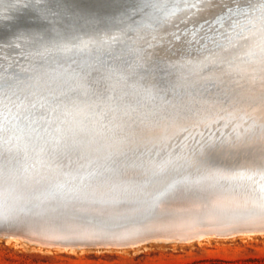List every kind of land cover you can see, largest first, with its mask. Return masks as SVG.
Masks as SVG:
<instances>
[{
  "label": "water",
  "instance_id": "1",
  "mask_svg": "<svg viewBox=\"0 0 264 264\" xmlns=\"http://www.w3.org/2000/svg\"><path fill=\"white\" fill-rule=\"evenodd\" d=\"M50 7L59 15L46 20L36 0H0V81L11 85L7 100L0 104V236L15 232L38 238L41 230L58 246L135 245L158 239L154 230L162 226L152 223L177 210L172 194L199 200L198 217L213 206L214 224L264 215V182L250 184L247 171L254 170L251 175L261 179L264 168L253 163L247 166L253 169L234 170L231 175L212 161L159 166L162 172L168 169L160 179L156 168H148L152 178L144 188L123 172L101 178L83 157L88 153L75 150L74 137L109 142L88 130L97 127L102 135H109L112 126L107 125L116 120L112 114L124 113L130 101L135 102L131 109L143 113L142 106L156 108V101L178 100L176 92L184 94L187 108L193 103L206 105L223 93L216 84L229 72L224 65L262 52L264 42L260 48L254 45L264 39V0H51ZM143 28L150 33L159 28L168 31L139 40L134 33ZM250 31L256 36L246 42L240 35ZM188 32L189 39L174 46ZM158 36L163 39L150 44ZM90 41L93 50L87 45ZM165 69L170 73L163 74ZM49 76L55 85H46ZM91 95L100 100L94 108L78 106L82 102L74 106L70 100L72 96L83 101ZM184 114L188 113L179 111L177 116ZM223 119L211 115L207 131L216 125L222 128ZM25 151L32 154L26 156ZM36 157L48 164L37 163ZM47 157H58L54 163L60 165H50ZM77 165L87 169L79 178ZM130 183L140 188L124 196L103 194L114 188L128 190ZM234 190H242V202L214 203L220 191L233 194ZM51 191L53 198L45 194ZM161 203L169 210L160 209ZM241 228L232 230H264V221L261 226L243 223Z\"/></svg>",
  "mask_w": 264,
  "mask_h": 264
},
{
  "label": "bare ground",
  "instance_id": "2",
  "mask_svg": "<svg viewBox=\"0 0 264 264\" xmlns=\"http://www.w3.org/2000/svg\"><path fill=\"white\" fill-rule=\"evenodd\" d=\"M220 10H221V8H220ZM247 28H249V26ZM166 31H168V30H166L164 28H159L157 30H154V32L150 33L148 31L144 32V28H143L141 30H137L134 33V36H136L137 39H139V40H144V39H149L150 37H153L154 35H156L160 32L164 33ZM255 31H257V30H255ZM255 34L256 33L254 31H250V32L243 33L242 35H240V37L244 36V41L247 39L246 42H250L256 36ZM178 35L181 36V33L178 32ZM190 36L191 35L189 34V32L185 33L181 37L180 41H176L174 43L175 44L174 46L179 45L183 39H189ZM245 37H247V38H245ZM261 38H264V35ZM161 39H163V38H161V36L155 37L153 42H150V44H155V42H157ZM137 41L135 42L136 44H138ZM262 42H264V39L263 40L257 39L256 44L254 45L255 49L260 48L262 45ZM91 43L92 42L90 41V43L88 42L87 45L89 46V48L91 50H93L94 48L91 47ZM159 47H161V46H159ZM261 51L264 52V45L261 47ZM262 52H260V53L258 52L255 54L253 52H251L249 54V56H247V57L245 56L244 59L243 58H240V59L235 58L233 60L231 59L232 61L228 62V64H225L224 66L226 68L228 67L229 72H225L226 77L224 76L225 78L222 79V81H221L222 83L216 84V85H218L219 89L223 90V93H220V95L224 96L225 98L220 99V95H217V96L213 97L211 99V101H209V103H207L206 105H198V103H193L189 108H187L186 106H184V108L179 107V109H184V110L188 109L189 111L193 109V112L191 114H189L188 116L182 115L183 118H180V116L177 118L174 115L175 112L173 114V111H174L173 110L172 113L171 112L170 113H171V115L173 114L174 117H172L171 115H168V117H166L165 113L167 112V114H168V111H166V112L163 111L164 108L162 107L163 109L159 110L160 113H158V111H156V113H158V114H156V116L161 114V115H159V116H161V119H160V117L157 116L159 119L156 117L157 120L154 123L153 119L155 120V118L151 119V117H155V115L151 116L152 115L151 111L153 109L147 108V106H142V108L146 109L145 112H149V113H147V115L151 114L150 119L153 122L150 121V119L148 117L149 115L147 116L146 113H145V115L148 118H145V121H146V119H148L150 121V123L152 122V124H154L153 127L145 130L146 131L145 134H147L149 136L151 134L153 136L154 135L153 133H158V134L163 133V132L168 133V130L173 128L170 133L172 134L173 133L172 131H174V129H175V131L176 130L179 131L181 129L182 134H183L182 138H184V136L188 135L189 133H196V132L198 133V134L197 133L196 134L199 135V137H201V134H203V132H204L202 127L207 126V124H205V123L209 119H211V115L216 116L217 114L220 115V117L224 118L223 120H225V123H222V124L223 125L225 124L226 126L228 124L227 123L228 120L226 121V119L230 118L232 115L242 117L241 121L242 120L245 121L248 118L246 120V122L242 121L245 124L240 122L242 124L241 126L244 125V127L241 128L240 124L236 125L234 122L233 123L236 126L235 127L231 126V127L236 128L239 125L240 128L243 129V131H246V133H248L250 135H245V136L239 135L238 132H237V134L233 133L234 135L233 134L231 135V133L229 131L231 127L228 129L226 127V129H225V126H224V130H226V132L224 131L225 134L227 133V135L230 134L231 136L228 135L226 137L224 136V138H223V136L222 137L219 136L220 133L219 134L215 133L216 135L214 136L212 134L213 131L211 130L212 132L209 134V136H211V138L213 137L212 138L213 141H215L216 139L221 141V143L213 144V145L209 144V141L207 143L206 140H208V138L206 139V137H204V136L203 137L205 139H202L203 137H201L200 140L197 141V142H199V144H198L197 142H195L196 140L194 141V139L196 137L197 138H199V137L194 135L195 138L192 140V141H194V142H192V144L196 143L198 145H194V147H193V145L189 142L191 144V146H190L191 148H189V145L186 146V144H185L186 147H184L183 143H182L183 146L180 144H177V145H180L182 147V149L184 147L185 148L184 150L187 152L180 155V157H176L177 156V155H175L176 152H173V153L171 152L170 154L167 153L168 154L167 158H165L166 154L162 153L161 156L158 157L161 160L159 163L150 162V161L146 163V159L148 158V157L146 158V156L150 152V146L152 143L149 144L144 139L135 140V139H129V138L125 139L124 143H123V140H122L123 138H122V139H119V141L122 140V143H123V144H121V148L120 149L117 147L115 148L117 153H121L122 157H128V154H130L128 152V150L130 149L131 152H134V156H135L132 159L126 158L124 161L122 160L123 163H120V161L118 160L117 163H120V165L123 164V167L125 168L123 171H120V172L124 173V174L122 173V175H124L125 178H130L131 176H134V177H132V178H135L134 181L137 182L138 184H144V188H146V187H148L147 182L149 181V178H152L150 176L149 172L147 171V169L149 167L156 168L155 172L158 173L157 174L154 172L157 175L156 179H160L162 177V176H160V174L163 175L164 172L168 170L167 168H165L164 171L162 172V171H160L159 166L169 167L170 165L174 166L177 164L186 166V164H188L187 162H193L191 164H196V166H199V164H201V163L209 164L212 161L213 164H216L218 167L225 169V173L227 175H231L234 170H236L238 172H243L242 169H244V168L253 169L252 166L250 168L247 167V166H250L252 163H253V166L255 168L256 167L264 168V55ZM158 62H161V60ZM165 67L169 68V65H166ZM180 67H182V65H180ZM166 73H170V71L168 69H165L163 71V74H166ZM229 75H231V77H229ZM46 82H47L46 85H51V86L55 85L50 76L47 78ZM51 89H56V88L51 87ZM64 94L66 95V93H64ZM179 95H180V98L178 99V101L176 99V101L178 103L181 102V104L183 103L181 105V106H183L186 103V102H184L185 101L184 94L181 96L180 92H178V93L176 92L175 96H179ZM85 96H87V95H85ZM70 98H71L70 100H72V103L74 104V106L77 105L78 102H82L78 106H86V108H84V109L91 108L92 105L95 106V105H98L100 103V100L95 99L96 97L93 95L87 97L83 101H81V98H74L72 96ZM163 99H164V97H161L159 100L163 101ZM110 100H112V99H110ZM112 101L116 102L117 100L113 99ZM141 101H145V98L142 97ZM150 102H153V101H150ZM201 102L205 104L204 99H202ZM130 103H131V101L125 105V107H127L128 109L124 113L119 114L120 118H124V115L125 116L127 115L129 117V119L134 117L133 115L136 114L134 112L135 109H131V108H132V105L135 104V102L132 105ZM141 103L142 102L137 103V106H139ZM168 103L169 102H166V103L162 102L160 104L166 105ZM174 103H175V101H174ZM174 103H172L174 107L179 106V104L174 105ZM156 104H158L160 106L159 102ZM158 105H157V107H158ZM53 108L55 109L54 106H53ZM92 108H94V107H92ZM168 108H169V106H168ZM160 109H161V106H160ZM170 109H172V107ZM155 110H156V108H155ZM188 110H186V111H188ZM121 111L122 110L118 111L117 113H119ZM186 111H184V112H186ZM115 114H116V112H115ZM184 117H186V119ZM204 118H206V120H204L205 122L203 121ZM129 119H127V120H129ZM148 120L146 121L147 123H148ZM59 121H61V120H58V123H59ZM106 121L109 122L108 119ZM123 121H124V119H122V122ZM125 121H126V119H125ZM214 121H216V120H214ZM232 121H231V123H232ZM122 122H119L118 124L120 125V123L122 124ZM235 122L237 123V120ZM112 123H113V121H112ZM150 123H148L149 126L152 125V124L150 125ZM188 123H190V125H188ZM216 123H217V121H216ZM113 124H116V122ZM123 125H124V122H123ZM145 125H146V123H145ZM137 126H138V124L136 125V127ZM140 126H141V124H140ZM121 127H122V125H121ZM216 127L219 129L218 125H216L215 128ZM84 128L89 129L88 126L84 127ZM141 128H143V127H141ZM199 128H202V129L199 130ZM240 128L238 129V131L240 130ZM132 129H133V127H132ZM140 129L136 132L139 133ZM204 129H206V128H204ZM216 129H213V130H216ZM234 130L232 129V131H234ZM88 131L92 132L93 134L96 132L97 135L99 133V131L95 130L94 127H92ZM219 131L221 132V130H219ZM241 131L242 130H240V132ZM207 132H210V131H207ZM222 132H223V130H222ZM132 133H134V132H132ZM165 133H163L164 137L166 136ZM235 133H236V131H235ZM206 134H208V133H206ZM222 134H224V133H222ZM113 135L104 136L101 134L100 137L101 138L104 137V138H108V139H116L117 136L115 138V135L114 136ZM175 135H178V134H175ZM206 136L208 137V135H206ZM74 137L77 139V142L78 143L81 142L83 146L86 145L88 147L90 144H92V145L97 146L101 150L106 149L105 146H103L101 143L98 142V140L83 139V138H81V136L79 134H74ZM159 137H160V135H159ZM176 137L177 136H175L174 138L172 137V138L175 139ZM94 138H96V137H94ZM160 139H161V137H160ZM187 139H188V136L186 137V141H187ZM162 140H163V138H162ZM162 140H159V141H162ZM176 141L178 142V139ZM189 141H191V139ZM172 142H173V140H172ZM180 142H182V141H180ZM107 143H109V142H107ZM213 143H217V141L213 142ZM160 144H165L168 146L167 142L165 143L162 141ZM173 146H174V144H173ZM173 146H172V148H173ZM110 147H112V146H110ZM176 147L178 148V146H176ZM170 148H171V146H170ZM73 149L74 148H72V150ZM165 149H168V148H165ZM75 150L76 151H84V150L90 151L89 149H87V148L85 149V147H82V146L78 147V149H75ZM92 150L94 151L93 148H92ZM93 151H90L93 154V156H92L93 160H91L93 162V164H92V162L90 164L92 165V167L94 166V169L96 168L95 171L98 172V170H100V169L95 165V163H96L95 160L97 159L96 155L98 153H93ZM106 151H104V153H106ZM38 153L39 152H36L35 154H38ZM104 153H102V151L99 152V154H101V158L104 156ZM29 154H32V153L25 151L26 156H28ZM112 155L114 157V154H112ZM33 156H35V155H33ZM105 156H106V154H105ZM109 156L110 155L106 156V158H104V160L107 159ZM50 157H52V156H50ZM95 157H96V159H95ZM48 159H49V162H51V163H49L50 165L53 164L54 167H57L58 165H60L58 163H54L56 161V159L58 160V157H54L53 160L51 158H48ZM102 159H100L101 162L103 161ZM100 160H99V162H100ZM35 161H37V163L42 164V165L48 164L45 158L43 159V158L36 157ZM86 162H89V161H86ZM111 162H113V164H112V166H113L114 161H111ZM109 164L111 165V163H109ZM108 165H106V167H105L107 170L109 168ZM103 166L104 165H101V167H103ZM117 167H119V166H117ZM120 167H122V166H120ZM114 168H115V165H114ZM114 168H112L113 171L117 169V168H115V169ZM211 169L212 168L209 166V170H211ZM109 170H111V169L109 168ZM86 171H87V169L86 168L83 169V167L81 169L80 168L78 169V165H77V168L75 171L76 173H79L77 178L84 175ZM247 171L249 172L248 176H250V178H251L250 184H254V182H255V184L259 185L262 182H264V175H261V179H260V176H258V175H251L253 173H250V172L254 171V170H247ZM97 172H96V175H97ZM102 172H104V171H102ZM114 172H116V171H114ZM111 173H109V172L106 173V171H105V174H100L99 176L101 178L102 177L108 178L109 176H111ZM117 174H118V172H117ZM242 174H240L239 176H241ZM101 178H99V179H101ZM99 179L97 181H99ZM134 181H133V183H134ZM87 182L91 183L92 179L90 181H86L85 184ZM132 185L133 184L130 183L128 190L125 189V191H124V189L114 188L110 192H107V193L102 192V193L105 195H113V194L117 195L118 194V195L124 196V195L128 194L129 192L135 193L140 188L139 186L133 187ZM109 187H111V186H109ZM126 191L128 193L124 194ZM45 194H47L51 198H53L55 195V193H52V191L45 193ZM241 195H242V190L241 191L240 190L239 191L234 190L233 194H228L226 192L220 191L219 195L213 197V199H214V203H221V204L230 203L231 205L232 204L234 205L236 203H239V201H241V202L243 201L240 197ZM49 197H47V198L49 199ZM171 197H172L171 200L174 199V201H172V202L174 203V206L176 207L177 210L174 213H172L171 211H168L169 209L166 205H163L164 203H161L159 205L160 209H162L164 211H168V212L165 215V218H160L159 221L152 223L155 225L154 227L162 226V227H159V229L154 230L156 237L158 238V239H154V240L162 239L165 241H171V240H173V241H194L195 238L200 239V238H203L204 236H206V238H207V237H211V236H231V235H236V234L264 233V230H258V231L257 230H250V231L242 230L241 232H233L234 230H232V228L242 229L241 226L243 223H252L256 226H261L262 222L264 221V215L263 216L260 215L256 219H252V220H246L245 219L242 221L238 220V221L229 222V223L227 222V223L214 224L213 221H211V220L216 218V212H214L213 206H209L206 209V212L205 213L203 212L200 215V217H201L200 218L197 215L199 213V207L201 205V202L199 200L189 198L188 195L183 196L180 194L177 196L172 194ZM38 225L40 226L39 227V229H40L42 227V225L41 224H38ZM85 228L87 229L88 226L87 227L85 226ZM90 228L101 231L100 229H98L97 227H94V226H92ZM229 228H231L230 231L227 230ZM158 230H168L170 232H161L160 233ZM40 231L38 232L39 233L38 235H40V237H38V238H33V236H30L28 233L20 234V233H15V232H10L9 237L10 238H22L24 240H28L31 242H37L39 244L55 245V244H51L47 240L46 237H50V235L47 236L44 234V232H40ZM127 231L128 230L125 229L124 233H126V235H128V236L131 235V233L127 232ZM224 233H227V234H224ZM56 246H58V245H56ZM64 246L68 247V248L78 247L74 242H71L70 244L67 243ZM107 246H112V245H107Z\"/></svg>",
  "mask_w": 264,
  "mask_h": 264
},
{
  "label": "rangeland",
  "instance_id": "3",
  "mask_svg": "<svg viewBox=\"0 0 264 264\" xmlns=\"http://www.w3.org/2000/svg\"><path fill=\"white\" fill-rule=\"evenodd\" d=\"M177 101H175V103L171 102V103H168L166 105L162 104L163 106L158 101L160 106H161V109H160V106L158 104H156V110H155V108L147 107V108L153 109L151 111L152 115L148 114L149 116L147 115V113H149V112H145L146 109L143 110V113H140L137 110H136L137 112L134 111L136 114L133 115L134 117H132L130 119L127 115L126 116L124 115V118H120L119 114H121L123 112H119V113L116 112V114L114 112L112 115L115 118L117 117L116 118L117 120L115 121L116 124H113L115 122L113 121V123H112V121H111V123L109 122L107 127L109 128L110 126H112V131L109 135L114 134L115 138H116V136H117V138L116 139L106 138L107 140H109V143L99 142L103 146H105V148H106L105 150L104 149L101 150L100 148H98L97 146L92 145V144H90L88 147L86 145L83 146L80 141H79L80 143H76L77 144L76 149H78V147L82 146V147H85V149L87 148L90 151H93L92 150V148H93L94 149L93 153H98V154L101 151H102V153H104V151L107 150L106 153H104V156L102 157L103 159L101 158V154H99V155L97 154L99 157L96 155L98 160L95 157V159H96V160L94 159L96 161L95 165L97 167H99L100 170H98V171H99V173L101 172V174L102 173L105 174V171H106V173L112 172L111 175L113 173L117 174V172L119 174V173H121L120 170L125 169L123 167V164L120 165V163H123V161L126 158L132 159L135 157L134 152H131L130 149L128 150V152L130 153V154H128V157H122V154L117 153V151L115 149L116 147L120 149L121 144H123L124 140L127 138L135 139V140L144 139L147 143H149V144L152 143L150 146V152L146 156V158L148 157L146 159V163L149 161L159 163L161 160L158 157L161 156L162 153L166 154L165 158H167L168 154H170L171 152L172 153L176 152V154H175V155H177L176 157H180V155L187 152L184 150L185 149L184 147L189 145V148H191L190 146H191L192 142H194L195 140H196L195 142L199 141L200 138L203 136L206 137V139L208 138V140H206L207 143L209 141V144H212V145L213 144H219V143H221V141H219L217 139L215 141H213V139H212L213 137L211 138V136H209V134L212 131H213L212 134L214 136L216 134L220 133L219 136L220 137L223 136V138H224V136L226 137V136L230 135V134L227 135V133L225 134L226 130H224V126H225V129H226V127H227V129L230 128L231 126L235 127L237 124H240V126H241L242 125L241 123L245 124L244 122H246V120H247V119L245 121L242 120L244 122L237 121V123H236L235 122L236 119L235 120L231 119V118L226 119V121L228 120L227 121L228 124L226 123L227 126L225 124L224 125L222 124V123H225V120H222V122L220 124H222L223 128L219 127V129H218L216 127L217 128L216 129L214 127L216 130H212V131L209 130L210 132H207V130H208L207 126H204L202 128L204 130L203 134L204 133L205 134L204 135L201 134V137H199V135H197L198 133L196 132L197 134L196 133H189L188 135H185L184 136L185 139H184V138H182L183 134H182L181 129H180L181 131L180 130L175 131V129H174V131H172L173 132L172 134L170 133L171 131L168 133L163 132L166 134L165 137L163 136L164 135L163 133H160V134L153 133L154 134L153 136H152V134L150 136L145 134L146 129L153 127V125H154V124H152L153 121L155 123V121L157 120L158 117H160V119H161V116H159L161 114L157 115L158 117L156 116V114L160 113L159 110H162L164 108L163 111H165V112L168 111V115H171L172 111L174 110L173 114L175 112L174 115L177 118L179 117V116H176L179 113V110H180V112L188 110V109H185V110L179 109V107L184 108V106H181L183 103L181 104V102L178 103ZM158 102L156 101V103H158ZM172 103H174V105L179 104V106L174 107ZM157 105L159 108L157 107ZM168 106H169V108H168ZM171 107H172V109H170ZM156 111H158V113H156ZM190 111L189 110L186 111V112H188V114H184V116H188L191 113ZM145 113L149 117V119H150V115L151 116L155 115V117H151V119L155 118V120L153 119V121L150 119V121H152L151 123L148 119H146V121L148 120V123H150V125L152 124L151 126H149V124L145 121V118H148L145 115ZM165 114H167V112ZM173 114L171 115L172 117H174ZM180 118H183V117L180 116ZM184 118L186 119V117H184ZM122 119H124V121H123L124 125H123ZM125 119H126V121H125ZM127 119H129V120H127ZM230 120L231 121L233 120L232 123ZM216 121H214L212 123H216ZM119 122H122V124L120 123V125H119L118 124ZM233 122L236 125H234ZM145 123H146V125H145ZM137 124H138V126L136 127ZM140 124H141V126H140ZM205 124H207V123H205ZM121 125L123 128L121 127ZM188 125H190V123H188ZM240 126L238 128L237 127L236 128L231 127L229 130L231 135L233 133L237 134V132L243 133V129H241V128L244 127V125L241 126V128H240ZM132 127H133V129H132ZM139 127L140 128L143 127V128L140 129ZM94 128H95V130L99 131V133H98L99 136L96 134V132L94 133L95 135H93V136H98L100 138V135L102 134V132H100V130H98L97 127H94ZM202 128H199V130ZM204 128H206V129H204ZM239 128H240V130H242L241 132H240V130L238 131ZM139 129H140L139 133L136 132ZM232 129L233 130L235 129V130L232 131ZM219 130H221V132ZM222 130H223V132H222ZM131 131L134 133H132ZM235 131H236V133H235ZM206 133H208V134H206ZM222 133H224V134H222ZM175 134H178V135H175ZM159 135H160L161 139H160ZM174 135L177 136L175 139L176 140L178 139V142L175 139H173L175 137ZM194 135L198 136L199 138H197V137L195 138ZM206 135H208V137ZM187 136H188V139L186 141ZM204 137L202 139H205ZM162 138H163V140H162ZM119 139H122L123 143H122V140H120L121 141L120 142ZM190 139H191V141H189ZM193 139H194V141H192ZM159 140H162L165 143L167 142L168 146L170 145L171 148H170V146L168 147L165 144H160L162 141H159ZM172 140H173V142H172ZM180 141H182V142H180ZM212 141L213 142L217 141V143H213ZM171 142L174 144V146ZM182 143L184 144L183 149L180 146V145H182ZM197 143L199 144V142H197ZM177 144H180V145H177ZM185 144H186V146H185ZM198 144L193 143L192 145L194 147V145H198ZM110 146H112V147H110ZM172 146H173V148H172ZM176 146H178V148ZM71 148H73V147H71ZM165 148H168V149H165ZM90 151H85L88 153V155L87 154L84 155V158H86L87 161H89V163H91L92 162L91 160H93L92 159L93 154ZM105 154H106V156L110 155L109 156L110 158L108 157L107 159H105L106 161L104 160V158H106ZM112 154H114V157ZM100 159H102L103 161L101 162ZM99 160H100V162H99ZM118 160L120 161V163H117ZM111 161H114L115 168H117L114 171H116V172H114L112 169V168H114V165L112 166L113 162H111ZM107 163L108 164L111 163V165L109 164L110 165L109 166ZM92 164H93V162H92ZM100 164L104 165V166L101 167ZM105 164L108 165V167L111 170H109L108 167H107L108 168V170H107L105 168L106 167ZM89 165H91V164H89ZM117 166H119V167H117ZM120 166H122V167H120ZM149 168H151V167H149ZM102 171H104V172H102ZM204 237L200 238V239L195 238L194 241H173V240L165 241L162 239H159V240L153 239V240H149L147 242H142V243H138L135 245H128V246H117V245H112V246H78L75 248H68V247H64V246L39 244L37 242H31L28 240H24L22 238H10V237L0 236V264H264V233L236 234V235H231V236H211V237H207V238H206V236H204Z\"/></svg>",
  "mask_w": 264,
  "mask_h": 264
},
{
  "label": "snow or ice",
  "instance_id": "4",
  "mask_svg": "<svg viewBox=\"0 0 264 264\" xmlns=\"http://www.w3.org/2000/svg\"><path fill=\"white\" fill-rule=\"evenodd\" d=\"M51 0H36V5L39 10V14L46 20L51 18H56L59 15V11L50 7ZM191 7H196V4L190 5ZM139 7V4L136 6ZM153 7H158L157 5H153ZM6 43V41H4ZM11 85L7 82V80L0 81V94H2L3 99L0 100V104L3 103L4 100H7V89H9ZM6 106V105H5Z\"/></svg>",
  "mask_w": 264,
  "mask_h": 264
}]
</instances>
